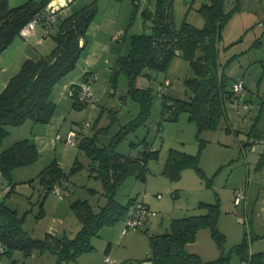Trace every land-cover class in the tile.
Masks as SVG:
<instances>
[{"label": "rangeland", "instance_id": "1", "mask_svg": "<svg viewBox=\"0 0 264 264\" xmlns=\"http://www.w3.org/2000/svg\"><path fill=\"white\" fill-rule=\"evenodd\" d=\"M86 2L78 0L73 9ZM96 13L86 31V44L75 66L51 88L50 99L55 103L48 121L26 118L17 124H7L8 133L0 141V152L13 142L27 138L34 142L38 157L31 163L11 171L14 188L8 192V180L0 174V198L23 216V228L32 237H43L53 229L57 234L72 237L80 222L71 208L77 199H86L95 210L106 201L96 163L81 145L83 138H93L97 146L115 143L122 154L136 156L143 149L142 139L158 152L148 161L146 180L128 176L117 190V199L126 203L130 197L149 203V216L140 229L123 232V220L104 225L99 235L92 238L93 249L66 264H105L109 256L118 264H146L150 256L147 233L168 231L174 217L203 213L200 201L218 202L217 227L223 234L222 245L212 236L208 227L198 229L195 239L186 244V250L198 253L203 260H212L220 254H229L230 248L246 235L251 251L264 250V213L253 200L235 205L232 189L245 187L252 171L258 165L262 147L252 149L248 137L252 132L264 131V2L240 0L239 9L227 20L218 43L219 62L230 82L243 78L247 101L245 108L239 102L226 103V115L215 129L198 132L197 123L185 111L177 119L162 115V99L189 100L191 87L186 79L193 76L187 60L174 55L165 69H146L135 78V85L151 91L149 110L139 118L141 105L128 91V78L118 73L112 82V71L120 55L129 50L133 34L150 32L151 21L143 12L154 8L155 0H96ZM209 0H173V21H183L201 27L204 19L198 8ZM237 2L224 0V11ZM51 28V27H50ZM51 29H54L52 27ZM97 41H105L98 46ZM262 60V61H261ZM90 62L85 79L91 77V95L83 96L80 85L84 82V66ZM72 79L79 86L77 99L82 107L73 105ZM164 86L161 90V86ZM167 115H169L167 113ZM70 130L77 133L76 144L69 145L65 137ZM126 130V131H125ZM131 142L136 143L131 145ZM169 148L198 155L200 171L187 167L177 179L162 174ZM253 157L256 158L253 162ZM55 161L67 177V185L60 192L40 181L38 174ZM251 162H253L250 167ZM234 188V189H236ZM258 186H256V190ZM252 190V194H256ZM160 195V196H158ZM256 205V208H255ZM254 214V217H253ZM146 230V231H144ZM147 232V233H146ZM123 236H126L123 239ZM3 264H54L50 252L25 255L20 249L4 252ZM229 264H240L232 253Z\"/></svg>", "mask_w": 264, "mask_h": 264}, {"label": "trees", "instance_id": "2", "mask_svg": "<svg viewBox=\"0 0 264 264\" xmlns=\"http://www.w3.org/2000/svg\"><path fill=\"white\" fill-rule=\"evenodd\" d=\"M50 1L25 0L22 4L9 6L7 0H0V52L18 34L19 29ZM95 1L69 15L58 16L53 23L57 24L58 29L54 34L56 44L52 51L43 58L24 60L18 71L8 79L0 91V141L8 133L7 124H17L26 118L43 122L49 120L55 107L50 99L51 88L75 66L85 47L86 31L96 13ZM236 8L238 2L229 9L228 14L224 11V0L202 3L198 8L204 19L201 27L187 21L176 26L173 21V0H155L154 8L143 12L151 21L150 32L131 35L128 52L118 57L112 71L113 83L118 73L123 72L127 76L128 91L141 105L139 118L147 116L152 94L150 88L135 85L136 76L146 69H165L170 59L179 55L188 61L193 72V76L186 79L192 95L189 100L172 98L168 101L164 97L162 115L177 119L179 112L185 111L190 119L196 121L198 132L218 126L220 118L226 115V103L232 100V82L221 68L218 43L225 23ZM87 73H84L83 80ZM70 87L73 105L82 107L83 102L77 99L79 86L71 84ZM141 142L143 149L138 155L131 156L118 152L114 142L97 146L93 138L82 139L81 145L96 163L94 168L102 181L106 201L98 210L86 199L71 203L80 222V228L72 237L66 234L58 237L50 232L43 237H32L23 228V216L0 198V241L4 244V252L13 249H20L25 255L50 252L55 257L54 264H66L91 251L94 247L92 238L99 235L102 226L125 218L135 201L144 202L136 197H130L126 203L117 199V190L123 181L130 175L145 181L148 161L158 156L157 150L151 148L145 139ZM135 144L131 142V145ZM37 157L35 143L27 138L13 142L0 152V174L8 180V192L14 188L12 169L27 165ZM262 163L264 160L261 159L257 164ZM187 167L200 171L198 155L169 148L161 172L170 179H177ZM38 177L50 187L67 178L55 161L42 168ZM198 206L205 211L172 218L168 231L156 234L146 232L151 248L146 260H150L151 264H229L232 253H235L240 264H264V251L251 252L246 235L230 248L228 255L220 254L212 260H203L198 253L187 251L186 244L195 239L201 227H208L217 243L222 245L223 234L217 227L218 202L200 201Z\"/></svg>", "mask_w": 264, "mask_h": 264}, {"label": "crops", "instance_id": "3", "mask_svg": "<svg viewBox=\"0 0 264 264\" xmlns=\"http://www.w3.org/2000/svg\"><path fill=\"white\" fill-rule=\"evenodd\" d=\"M24 1L25 0H7V3L9 6H16V5L22 4ZM33 1L38 2L40 0H33ZM51 1L56 2L57 0H51ZM77 1L78 0L69 1L68 4L63 7L62 11L59 13V16L69 15L79 10L81 7L79 9H73V5ZM83 1L86 2L84 4L86 5L92 0H83ZM235 1L238 2V9H239L240 0H235ZM262 2H264V0H259L260 4ZM84 5H82V7ZM235 12L236 11H234V13ZM261 24L264 25V21H262V23H259V25ZM50 27L51 28L54 27V29H51ZM57 29H58L57 24H52L50 26L46 24H38L27 35L21 36L17 34L10 41L7 47L0 52V91L4 88L8 79L18 71V69L24 62V60L26 59L36 60L39 58H43L52 51V49L55 47V44H56L54 34L57 32ZM97 45L104 46L105 41H97ZM90 66H92L90 62H87L86 66H84V69H85L84 71L92 72L89 69ZM241 79L243 80V78ZM68 84L70 85L75 84V82L72 79H70L68 83L65 85V87H67ZM247 88L248 87L245 85V92H244L245 97L247 94L246 92ZM229 102H233V100H229ZM249 136L251 137H248V140L246 141H249L250 138H253L256 136L258 137L264 136V131H261V132L255 131V132L250 133ZM261 159L264 160V151L261 152V157L258 160H256V158L253 157V162H255V160L259 161ZM253 162H251L250 167L252 166ZM244 185H245V206L246 205L248 206V203L251 200H253L254 204L258 203V206H259L257 210L258 211L257 214L260 213L259 211L264 212V163L257 165L256 168H254V170L252 171V176L250 180L247 181ZM256 186H258L257 190H256ZM234 188H236V186L233 187L232 191L234 190ZM252 190L253 191L256 190V194L255 193L252 194L251 193ZM147 204L149 207V203ZM255 208H256V205H255ZM262 214L264 213H260V215ZM253 217H254V214H253ZM49 232L58 237H61L63 234H65L63 232L61 234H57V232L54 229L53 231L50 230ZM262 236H264V233H260L259 235H257V237H262ZM125 237L126 236H123V239ZM259 251H264V250H259ZM251 252H254V251H251Z\"/></svg>", "mask_w": 264, "mask_h": 264}, {"label": "built area", "instance_id": "4", "mask_svg": "<svg viewBox=\"0 0 264 264\" xmlns=\"http://www.w3.org/2000/svg\"><path fill=\"white\" fill-rule=\"evenodd\" d=\"M71 0H57L56 2L50 1L42 10L36 12L18 31V35L24 36L31 32L38 24L52 25L57 20L59 13L62 11L63 7L68 4ZM82 42V41H81ZM91 77L84 80L80 85V90L83 96L91 95ZM164 86H161L163 90ZM232 91V100L234 102L241 103L245 108L247 107V101L243 99L245 92L244 81L239 78L235 79L231 83ZM77 133L74 130H70L65 137V142L69 145L76 144ZM252 149H255V145H259L264 149V136H256L250 142H248ZM67 179H61L58 183L53 186L55 193L60 192L61 185H67ZM160 196V195H158ZM233 203L235 205L241 204L245 199V187H239L233 190L232 192ZM149 216V208L146 203L141 201H135L131 206V211L129 214L123 218V232L127 230L137 229L141 226ZM5 247L4 244L0 241V264H3L1 261L2 254L4 253ZM105 264H117L116 260L112 259L109 256L104 257ZM144 263L151 264L150 260H145Z\"/></svg>", "mask_w": 264, "mask_h": 264}]
</instances>
